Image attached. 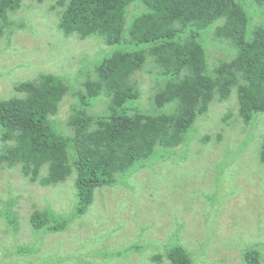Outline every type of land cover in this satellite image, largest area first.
<instances>
[{
  "label": "trees",
  "instance_id": "1",
  "mask_svg": "<svg viewBox=\"0 0 264 264\" xmlns=\"http://www.w3.org/2000/svg\"><path fill=\"white\" fill-rule=\"evenodd\" d=\"M53 1L65 37H97L107 50L92 70H78L75 83L40 74L15 83L18 96L0 100V168H19L43 186H56L76 173L74 208L67 214L35 210L30 225L36 234L65 231L87 213L98 188L128 181L157 151L186 147L197 119L213 100L225 101L235 90L238 114L246 125L264 115V23L253 24L250 15L256 9L263 17L264 0ZM22 5L23 0H0L1 28L15 24L10 15ZM213 39L227 42L235 53L211 67L208 48ZM149 64L156 89L149 108L143 109L135 75ZM67 94L76 100L67 121L71 134L61 131L55 118ZM171 159L175 163L180 158ZM259 161L264 165V134ZM13 205L12 197L0 198V218L16 234L20 222ZM152 226L140 229L146 233ZM178 231L162 246L153 239L144 241L142 234L129 249L145 255L150 264L200 262L197 252L180 242ZM2 244L0 264H7L11 251L25 256L38 249L35 243ZM262 254L259 245L247 248L245 264H260ZM96 255L112 263L129 257L106 249Z\"/></svg>",
  "mask_w": 264,
  "mask_h": 264
},
{
  "label": "rangeland",
  "instance_id": "2",
  "mask_svg": "<svg viewBox=\"0 0 264 264\" xmlns=\"http://www.w3.org/2000/svg\"><path fill=\"white\" fill-rule=\"evenodd\" d=\"M53 4V0H23L21 9L10 15L15 24L7 29L0 25V100L18 96L15 83L40 74L75 83L78 70H92L107 50L97 37H65ZM250 15L253 24L264 23V10L263 17L256 9ZM208 49L211 67L235 53L227 42L216 39ZM153 67L149 64L135 75L143 92V109L149 108V97L156 89ZM75 102L67 94L55 116L60 130L68 134L67 121ZM243 121L235 90L225 101L213 100L207 113L197 119L186 147L170 153L157 151L128 181L98 188L87 213L60 233L36 234L30 216L44 208L69 213L76 204V173L56 186H43L31 182L19 168H0V198L12 197L20 222L13 234L0 218V244L35 243L38 247L36 253L25 256L11 251L7 264H150L129 246L142 234L144 241L153 239L162 246L174 230H179L183 245L197 252L200 262L195 264H245L244 251L255 245L261 246L260 264H264V165L259 161L264 115L258 114L249 125ZM175 156L180 159L173 163ZM143 225L153 226L144 233ZM105 249L129 257L119 256L112 263L96 255V250Z\"/></svg>",
  "mask_w": 264,
  "mask_h": 264
}]
</instances>
